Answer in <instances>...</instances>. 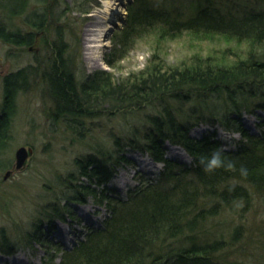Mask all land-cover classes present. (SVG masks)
Segmentation results:
<instances>
[{"label":"trees","instance_id":"16d2710c","mask_svg":"<svg viewBox=\"0 0 264 264\" xmlns=\"http://www.w3.org/2000/svg\"><path fill=\"white\" fill-rule=\"evenodd\" d=\"M30 4V0L0 1V39L4 43L29 49L35 40L34 30L45 28L44 8L30 10ZM76 10L87 13L89 9L81 6ZM126 10L123 28L112 37L113 47L106 58L109 65L116 58L122 59L138 37L148 35L160 45L183 31L236 38L244 44L243 53L227 45L220 54L194 58L186 65L166 68L153 59L136 74L116 81L108 72H95L81 81L68 54L66 31L57 26L51 41L45 43L43 57L1 77L0 149L18 110L17 97L32 84L47 87L48 114L72 132L74 124L100 114L104 104L126 111L156 98L161 111L148 118L144 142L136 144L128 137L126 144L139 146L163 163L162 185L130 190L125 200L83 186V194H92L98 203L106 201L108 214L102 226L87 229L71 249H59L58 259L49 254L43 264H220L218 253L225 245L222 236L232 238L239 228L216 233L221 224L217 217L224 210L237 212L238 203L246 204L241 209L244 211L255 195H264V125L260 123L259 134H252L240 123L243 111L264 110V0H132ZM22 15L28 29L10 25ZM228 53L233 54L231 58ZM215 93L224 94L223 110L212 108L208 122L240 134L234 149H221L214 134H189L192 125L206 118L202 103ZM170 98L179 103L188 98L202 102L197 110L192 108V116L181 119L168 109ZM119 141L117 137L115 144ZM164 142L181 146L191 157L192 166L166 157ZM213 156L220 163L209 167ZM115 166V160L106 156H89L79 164V172L100 185ZM73 200L83 202L85 198L81 195ZM59 203L50 204L44 217L64 220L68 201L61 212ZM0 246L4 252L10 251L4 234Z\"/></svg>","mask_w":264,"mask_h":264},{"label":"rangeland","instance_id":"374dc122","mask_svg":"<svg viewBox=\"0 0 264 264\" xmlns=\"http://www.w3.org/2000/svg\"><path fill=\"white\" fill-rule=\"evenodd\" d=\"M131 1L45 0L43 3L30 0V10L44 8L47 23L43 30H34L35 40L29 49L6 44L0 39V107L1 77L43 57L45 43L51 41L57 26L66 31L68 54L75 76L81 81L95 72L111 73L116 81L136 74L153 59H158L166 68L186 65L195 59L203 60L210 53L220 54L227 45L230 50L243 53L244 44L236 38L211 34L205 37L183 31L160 45L148 35L138 37L122 59L116 61V58L113 65H109L106 58L113 47L112 37L123 28L126 8ZM81 6L87 7L88 12H78L76 8ZM22 18L23 15L14 18L10 25L28 29ZM85 28L90 31L84 38ZM227 55L231 58L233 54ZM46 90L45 85L38 83L20 93L17 113L0 149V237L4 234L10 248L8 252L0 249V264H43L49 254L58 259L59 249H71L88 232L87 229L102 226L108 214L106 201L98 203L92 194H83V186H90L97 194L125 200L130 190L163 183L160 180L163 163L153 160L139 146L126 144L128 137L136 144L144 142L145 130L150 126L148 118L161 111L156 98L126 111H116L104 104L100 114L74 124L76 128L72 132L61 120L52 119L48 114L50 102L45 97ZM223 97L224 94L215 93L204 100L202 109L206 118L192 125L189 134L193 137L214 134L220 148L229 150L236 147L240 134L227 131L216 122L209 123L207 119L212 117V108L223 110ZM169 101L168 109L181 119L192 116V108L197 110L202 102L191 98L182 103L172 98ZM240 123L248 132L259 134L260 123L264 125V110L243 111ZM78 134L80 139L76 138ZM117 137L121 142L118 145L115 144ZM20 146L27 149L28 155L22 167L15 168V151ZM163 148L166 157L192 166L187 152L182 157L186 162L169 156L172 150L184 151L181 146L164 142ZM89 156H106L112 162L115 160L114 171L100 185L93 179L80 176L79 164L85 163ZM78 194L84 195L85 201L73 200L81 196ZM66 201L65 210L62 206ZM57 202H60L59 211L65 210L64 220L44 217L46 210L51 209L50 204L56 205ZM245 205L238 203L237 212L224 210L217 217L221 224L215 229L216 233L220 230L230 232L235 226L239 228L232 238L222 236L225 245L218 253L220 264H264V195H255L246 210L241 211Z\"/></svg>","mask_w":264,"mask_h":264},{"label":"water","instance_id":"95a60500","mask_svg":"<svg viewBox=\"0 0 264 264\" xmlns=\"http://www.w3.org/2000/svg\"><path fill=\"white\" fill-rule=\"evenodd\" d=\"M28 155V151L24 146H20L15 151V168L22 167L26 157ZM9 171L4 175L5 177L8 175Z\"/></svg>","mask_w":264,"mask_h":264},{"label":"bare ground","instance_id":"6f19581e","mask_svg":"<svg viewBox=\"0 0 264 264\" xmlns=\"http://www.w3.org/2000/svg\"><path fill=\"white\" fill-rule=\"evenodd\" d=\"M90 30L89 29H86L85 28V30H84V38H85V36H87L88 35V32H89ZM182 152H178L177 150H172V154L171 155H169V156H174V157H176V158H178V159H180L181 161L183 160V162H186L185 161V158H182L183 157V155L185 154V155H187V153L185 152V151H183V150H181ZM189 157V156H188Z\"/></svg>","mask_w":264,"mask_h":264},{"label":"clouds","instance_id":"9594fccd","mask_svg":"<svg viewBox=\"0 0 264 264\" xmlns=\"http://www.w3.org/2000/svg\"><path fill=\"white\" fill-rule=\"evenodd\" d=\"M219 163H220L219 158H218L217 156H213V157L211 158V160L209 161L208 166H209V167H212V166L218 165Z\"/></svg>","mask_w":264,"mask_h":264}]
</instances>
